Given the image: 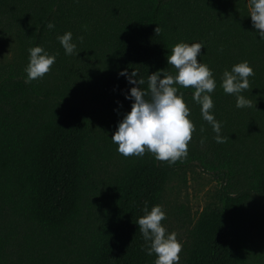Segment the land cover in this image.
Returning <instances> with one entry per match:
<instances>
[{
    "label": "trees",
    "instance_id": "1",
    "mask_svg": "<svg viewBox=\"0 0 264 264\" xmlns=\"http://www.w3.org/2000/svg\"><path fill=\"white\" fill-rule=\"evenodd\" d=\"M66 31L77 55L57 39ZM258 33L247 0H0V44L14 47L0 63V264H154L136 222L144 203L161 205L173 176L191 166L220 187L188 229L181 264H264ZM180 41L204 42L197 59L213 69L211 111L225 142L215 141L194 88L178 86L195 124L187 157H125L111 136L131 110L123 93L133 85L118 72L137 70L146 89L158 69L175 74L166 57ZM37 45L56 54L55 63L26 83L28 49ZM243 60L255 73L242 93L252 106L237 108L220 82Z\"/></svg>",
    "mask_w": 264,
    "mask_h": 264
},
{
    "label": "clouds",
    "instance_id": "2",
    "mask_svg": "<svg viewBox=\"0 0 264 264\" xmlns=\"http://www.w3.org/2000/svg\"><path fill=\"white\" fill-rule=\"evenodd\" d=\"M247 4L252 26L259 30V39L264 40V0H247ZM47 28L54 29L55 24L49 21ZM158 31L157 26L155 33ZM57 39L66 55L79 53L71 31L58 35ZM77 40L82 41L83 36L77 37ZM202 48L203 41H180L173 45L166 59L167 64L175 68V74L158 69L148 75L146 89L141 87L145 80L137 70L129 72L121 69L118 72L119 76L125 77L133 85L128 92L123 93L125 99L132 101L131 110L118 121L117 129L111 136L121 155L140 157L147 151L154 154L155 159L169 164L187 157L195 124L190 119V109L178 86L194 88L192 99L201 106L202 118L216 133L215 141L225 142L226 137L221 135L222 124L211 111L214 108L211 94L217 87L213 69L197 59L198 55L203 56ZM28 52L29 61L24 69L27 73L26 83L42 78L51 70L56 59V54H50L42 45L30 47ZM254 74L248 60L233 64L230 70L224 69L220 86L225 93L236 96L237 108L252 106V101L242 93L250 87L249 77ZM142 211L144 214L136 223L145 241L143 249L146 254L156 255L154 264H179L183 244L175 231L170 232L162 224L166 218L163 206L156 204L149 210L145 202Z\"/></svg>",
    "mask_w": 264,
    "mask_h": 264
},
{
    "label": "rangeland",
    "instance_id": "3",
    "mask_svg": "<svg viewBox=\"0 0 264 264\" xmlns=\"http://www.w3.org/2000/svg\"><path fill=\"white\" fill-rule=\"evenodd\" d=\"M6 42L0 44V63L13 57L14 47ZM219 187L217 179L197 166L179 172L168 183L161 204L166 212L163 225L178 234L183 247L188 229L202 209L213 201ZM183 247L179 264L184 254Z\"/></svg>",
    "mask_w": 264,
    "mask_h": 264
}]
</instances>
